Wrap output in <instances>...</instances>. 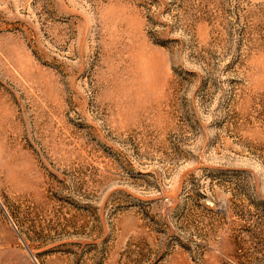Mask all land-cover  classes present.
Returning a JSON list of instances; mask_svg holds the SVG:
<instances>
[{
  "label": "rangeland",
  "instance_id": "374dc122",
  "mask_svg": "<svg viewBox=\"0 0 264 264\" xmlns=\"http://www.w3.org/2000/svg\"><path fill=\"white\" fill-rule=\"evenodd\" d=\"M0 264H264V0H0Z\"/></svg>",
  "mask_w": 264,
  "mask_h": 264
}]
</instances>
